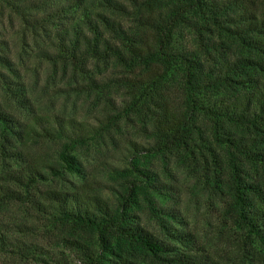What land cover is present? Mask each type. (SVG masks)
<instances>
[{
  "label": "trees",
  "instance_id": "16d2710c",
  "mask_svg": "<svg viewBox=\"0 0 264 264\" xmlns=\"http://www.w3.org/2000/svg\"><path fill=\"white\" fill-rule=\"evenodd\" d=\"M51 1L39 25L53 29L57 50L42 56L81 69L115 61L127 101L95 131L87 120L37 113L0 54V210L22 208L0 219V264H264V0ZM183 26L197 32L198 50L175 44ZM83 77L87 92L111 101L112 84ZM123 115L154 142H131L132 168L117 173L127 180L111 185L113 200L86 178L77 149L110 126L122 133ZM150 157L186 167L215 201V221L200 229L178 205H159L158 195L179 188ZM60 167L83 180L40 187Z\"/></svg>",
  "mask_w": 264,
  "mask_h": 264
},
{
  "label": "rangeland",
  "instance_id": "374dc122",
  "mask_svg": "<svg viewBox=\"0 0 264 264\" xmlns=\"http://www.w3.org/2000/svg\"><path fill=\"white\" fill-rule=\"evenodd\" d=\"M32 2L37 3L39 7L32 6ZM51 3L54 2L51 0H0V54L9 55L20 78L29 86V96L34 102L33 107L37 113L47 110L51 116L87 120L96 128L95 131L99 128L100 121L108 123L110 117L107 116V112L114 116L126 104V88L121 86L126 72L116 65L115 61L110 60L92 59L81 69V67H74L72 63L65 64L59 58L53 61L43 57L42 48L47 49L53 56L57 50L51 43L53 29L39 25V21L52 10ZM20 6L22 8L19 9ZM20 10L23 13L19 12ZM126 24L131 26L132 21L126 20ZM196 33L191 26H183L175 35V44L178 47L198 50ZM216 40L219 41L221 38L216 36ZM4 71L8 76L11 75L9 71L5 69ZM83 74L96 77L100 85L112 84L109 89H104V93L111 98V101L98 100L92 91L87 92L88 81ZM176 85L178 88L179 81ZM46 105H48L47 109L44 108ZM116 122L122 133L117 129V125L110 126L89 145L77 149L87 174L86 178L95 176L100 182L103 194L113 200L115 198L111 185H115L117 181L127 180L126 177L121 176L122 174L117 175V173L132 168L129 150L131 142L137 141L146 147L152 146L154 142L141 130V124L138 121L132 122L123 115L121 118L117 117ZM111 136L117 143L111 139ZM52 144L53 147L59 145ZM149 161L165 182H169L167 173L171 171L179 188L177 192H173V195H158L156 200L159 205H178L184 217L200 229L206 228L204 223L207 218L215 221L217 215V207L213 204L215 201L210 198L206 190L199 187L196 179L186 172V167H182V164L173 160L171 163L169 161L164 163L158 157H150ZM165 166L169 171L165 169ZM125 171L121 173L125 174ZM60 172V175H56L48 170L47 180L42 182L44 184H40V187L54 182L63 183L62 186L67 187L71 185V181L83 180L65 168L60 167ZM10 210L8 212L1 209L0 219L22 216V208L16 205H11ZM143 210L139 213L143 222L150 228L156 229L153 218ZM71 257L73 256L70 255V261ZM76 264L80 263L76 261Z\"/></svg>",
  "mask_w": 264,
  "mask_h": 264
}]
</instances>
